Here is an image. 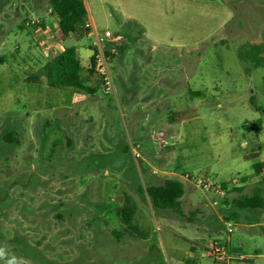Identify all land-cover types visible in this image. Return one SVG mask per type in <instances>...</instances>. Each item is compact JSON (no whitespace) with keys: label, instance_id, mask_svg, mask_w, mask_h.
<instances>
[{"label":"rangeland","instance_id":"rangeland-1","mask_svg":"<svg viewBox=\"0 0 264 264\" xmlns=\"http://www.w3.org/2000/svg\"><path fill=\"white\" fill-rule=\"evenodd\" d=\"M28 1L0 0V264H264L262 177L219 199L186 185L181 215L137 189L185 173L231 181L251 172L250 148L264 155V50L258 67L240 57L264 40V0H81L97 48L116 50L110 94L87 71L93 93L47 86L52 54L32 46L28 62L12 38L32 44L16 16ZM86 37L66 46L93 52ZM254 194L259 213L234 205ZM126 206L144 238L126 231Z\"/></svg>","mask_w":264,"mask_h":264},{"label":"trees","instance_id":"trees-1","mask_svg":"<svg viewBox=\"0 0 264 264\" xmlns=\"http://www.w3.org/2000/svg\"><path fill=\"white\" fill-rule=\"evenodd\" d=\"M48 8L58 21V27L54 31V36L58 41H65L69 37H73L75 40H81L89 33L90 26L87 21V12L81 0H48ZM263 50L264 40L257 44L246 46L240 57L245 61L253 62L254 66L258 67L260 63L256 59L262 54ZM89 67L87 70L89 75L98 74L93 56L89 59ZM82 72L83 69L80 65L77 48L75 46L64 48L60 54L51 58L44 65V76L49 88H67L93 93L94 90L92 88L84 85L85 80L82 78ZM189 93L196 95V93L191 91ZM250 104H253V102L250 101ZM255 111L258 112L259 107ZM179 114L183 115L184 113H171L168 121L172 123L175 115ZM123 153H126V148L123 149ZM221 187L224 189L223 185ZM137 189L139 192L145 193L152 209L171 210L179 215L182 214L180 199L184 195L185 189L181 180L169 178L165 179L159 185H146L144 187L137 184ZM234 205L239 209L257 210L262 208L263 200L257 195L251 197L243 196L236 200ZM134 212L133 207L126 206L120 211V218L126 226L125 229L127 232L129 231L139 238H144L145 235L132 224ZM113 236L119 240L121 234L118 231H113Z\"/></svg>","mask_w":264,"mask_h":264},{"label":"crops","instance_id":"crops-1","mask_svg":"<svg viewBox=\"0 0 264 264\" xmlns=\"http://www.w3.org/2000/svg\"><path fill=\"white\" fill-rule=\"evenodd\" d=\"M31 2L33 4H31ZM43 3L44 6L42 5ZM83 5L86 9V12L88 14V7L85 4V2H83ZM22 11H18L16 13V16L18 18L17 21H20L27 17L26 19H31V18H37L39 20V26L38 27H26L23 29V34L24 35H28V39L29 41H31V46H25L24 45V40L23 37L20 34H16V32L12 33V38L13 40H16V42L21 44V51L22 54H24L25 59L29 62V59L31 60V58H33L32 54L30 53V49L29 47L32 46H36V49H33L31 52L33 54H37V50H39V54H42L44 56H48L52 54L53 58L54 56L60 54L64 48L69 47L66 46L67 42H71L72 40H75L73 37H69L68 39H66L65 41H58L55 36H54V31L57 29L58 27V21L55 18V16L52 13H49V8H48V0H29L28 1V7L26 9V11L24 12V14L22 15ZM30 13V15H28ZM88 16V15H87ZM22 19H21V18ZM90 17V16H89ZM123 20L125 21H135L137 23V27L135 29H137V31H141L142 34L144 36H147L146 30L145 28H143V23L142 20L140 18H138L137 16H133L131 14H125L123 17ZM123 20H121L119 24H117L118 28L120 27V29H124L125 22H123ZM87 21L89 22V24L92 26L93 29H95L97 31V27L93 21V18L90 17L88 20L87 17ZM21 24H18V28H20ZM0 27H3L0 25ZM19 33V32H18ZM123 37H127V33H123ZM111 36V35H110ZM87 38V37H86ZM8 39V38H7ZM75 41H80V40H75ZM115 42L120 41V39L118 38L117 40H114ZM29 43V42H28ZM71 46H75L77 48V54H78V58L80 61V65L84 71H87L90 67H89V59L92 56V48L89 47V45L87 46V48H84V46H77L75 45H71ZM116 50L113 48L109 54V56H114L115 55ZM27 53V54H25ZM23 55H20L19 59H24ZM50 58V59H51ZM50 59H48L45 63H47ZM2 63V60L0 58V64ZM44 63V65H45ZM43 65V67H44ZM260 129H261V124H260ZM260 133V132H259ZM259 133L256 135V139L258 140V135ZM259 147H255V148H250L248 150L247 153H245L243 155V160L245 162H250L251 163V172H248V174L246 176H240L239 174L234 177V179H232L231 181H222L219 182L217 184H219L220 186L223 185L224 188H226V196L227 194H229L228 192L231 190H235V191H241L243 187H245L246 184H244L243 182L245 180H251L253 182V184L257 183L258 185H260V178L263 177L264 175V155L260 154V144H258ZM264 146L262 145V148ZM261 167V168H260ZM200 176H204L202 174H199ZM249 177V178H248ZM248 178V179H247ZM215 182V181H214ZM216 183V182H215ZM184 184V189L186 190V185H193L190 182H183ZM260 192V189H257ZM257 195V194H254ZM258 196V195H257ZM260 197V196H259ZM260 209H257V213H259Z\"/></svg>","mask_w":264,"mask_h":264},{"label":"built area","instance_id":"built-area-1","mask_svg":"<svg viewBox=\"0 0 264 264\" xmlns=\"http://www.w3.org/2000/svg\"><path fill=\"white\" fill-rule=\"evenodd\" d=\"M49 13L51 11L49 10ZM39 20L37 18H31L27 19L25 21V25L27 27H38L39 26ZM90 26V31L87 34V37H94L95 42H93V46H95L94 51L92 52V56L95 60V65L97 72L99 74L100 82L103 91L106 94H110L114 91L112 80L109 74V68H108V55L102 52L101 49H98L97 46L100 45L102 41V37L99 35V33ZM110 33L108 31H105L103 34L104 38L110 37ZM135 154V153H134ZM184 181L192 183L195 187L199 188L201 191L207 194L213 195L215 198L219 199L224 196V189L214 181H212L208 177L200 176L198 174H189L185 173L181 177ZM218 200H215L212 202V205H217ZM215 252H218L217 250H214Z\"/></svg>","mask_w":264,"mask_h":264},{"label":"clouds","instance_id":"clouds-1","mask_svg":"<svg viewBox=\"0 0 264 264\" xmlns=\"http://www.w3.org/2000/svg\"><path fill=\"white\" fill-rule=\"evenodd\" d=\"M0 251H2V250H0ZM13 259H15V257H14ZM9 264H12V262H11V261H9Z\"/></svg>","mask_w":264,"mask_h":264},{"label":"water","instance_id":"water-1","mask_svg":"<svg viewBox=\"0 0 264 264\" xmlns=\"http://www.w3.org/2000/svg\"><path fill=\"white\" fill-rule=\"evenodd\" d=\"M158 136H160V135H158Z\"/></svg>","mask_w":264,"mask_h":264}]
</instances>
